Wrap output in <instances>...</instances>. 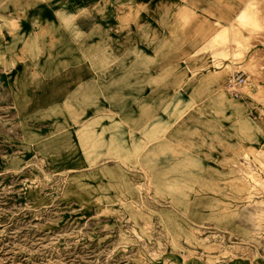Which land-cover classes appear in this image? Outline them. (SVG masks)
<instances>
[{
  "label": "rangeland",
  "instance_id": "374dc122",
  "mask_svg": "<svg viewBox=\"0 0 264 264\" xmlns=\"http://www.w3.org/2000/svg\"><path fill=\"white\" fill-rule=\"evenodd\" d=\"M141 9L0 0V264H264V0Z\"/></svg>",
  "mask_w": 264,
  "mask_h": 264
},
{
  "label": "crops",
  "instance_id": "0c3cea01",
  "mask_svg": "<svg viewBox=\"0 0 264 264\" xmlns=\"http://www.w3.org/2000/svg\"><path fill=\"white\" fill-rule=\"evenodd\" d=\"M142 4L140 17L144 20H164L170 15L176 18L197 20L205 17L208 22L218 19L221 26H230L245 8L248 0H140ZM195 18V19H194ZM211 23V22H210ZM161 23L152 26L154 33L159 31Z\"/></svg>",
  "mask_w": 264,
  "mask_h": 264
},
{
  "label": "built area",
  "instance_id": "2783aa9c",
  "mask_svg": "<svg viewBox=\"0 0 264 264\" xmlns=\"http://www.w3.org/2000/svg\"><path fill=\"white\" fill-rule=\"evenodd\" d=\"M242 85H243V78L240 75L238 76L236 75L228 79L226 83V88L231 94L237 96Z\"/></svg>",
  "mask_w": 264,
  "mask_h": 264
},
{
  "label": "bare ground",
  "instance_id": "6f19581e",
  "mask_svg": "<svg viewBox=\"0 0 264 264\" xmlns=\"http://www.w3.org/2000/svg\"><path fill=\"white\" fill-rule=\"evenodd\" d=\"M241 11H242V10H241ZM228 41H229V40H228ZM228 41H227V42H228Z\"/></svg>",
  "mask_w": 264,
  "mask_h": 264
}]
</instances>
